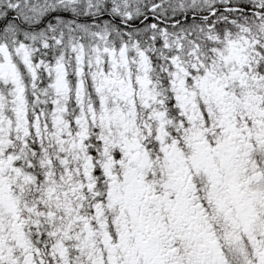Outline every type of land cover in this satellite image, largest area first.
<instances>
[{
  "label": "snow or ice",
  "instance_id": "snow-or-ice-1",
  "mask_svg": "<svg viewBox=\"0 0 264 264\" xmlns=\"http://www.w3.org/2000/svg\"><path fill=\"white\" fill-rule=\"evenodd\" d=\"M0 264H264V0H0Z\"/></svg>",
  "mask_w": 264,
  "mask_h": 264
}]
</instances>
